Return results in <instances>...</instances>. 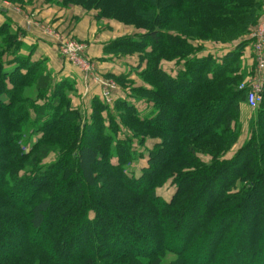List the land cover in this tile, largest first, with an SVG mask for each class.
<instances>
[{
    "label": "trees",
    "instance_id": "16d2710c",
    "mask_svg": "<svg viewBox=\"0 0 264 264\" xmlns=\"http://www.w3.org/2000/svg\"><path fill=\"white\" fill-rule=\"evenodd\" d=\"M47 1L146 30L106 52L140 54L150 88L137 90L152 109L140 117L119 102L125 116L106 127L108 107L95 98L85 121L72 106V84L24 54L23 32L0 21V243L24 240L19 251L2 250L0 264H163L167 254L172 264H264V99L247 140L226 158L248 106L247 44L223 53L203 45L249 36L264 0H119L134 4L128 19L107 12L105 0ZM175 89L186 91L178 103ZM146 136L158 141L136 177L130 166L143 157L134 145ZM169 180L176 191L167 201L157 189ZM125 224L130 243L146 249L122 242ZM135 225L151 229L152 240Z\"/></svg>",
    "mask_w": 264,
    "mask_h": 264
},
{
    "label": "crops",
    "instance_id": "0c3cea01",
    "mask_svg": "<svg viewBox=\"0 0 264 264\" xmlns=\"http://www.w3.org/2000/svg\"><path fill=\"white\" fill-rule=\"evenodd\" d=\"M20 6H23V9L18 13L13 4L7 1L0 2L1 22L10 19L23 32L22 41L28 48L23 51L24 54H31L33 61L45 60L47 70L53 74L56 81H68L72 84L73 89L69 96L74 109H84L86 106L90 112L95 98L103 102L102 81L105 79L102 76L128 74L129 67L125 63L112 62L111 55L106 52L111 40L121 36L117 34L125 33L120 30V25L101 21L109 25L107 29H102L98 21L94 20L93 14L80 6L64 7L46 0H30L25 5L21 3ZM48 31L56 32L58 37L54 36V33L48 35ZM68 37L87 45V57L94 66L91 74H85L81 68L60 53L62 40L70 39ZM241 42L247 44L244 49V66L249 69L250 77H254L256 56L250 36L229 46H216L217 49L212 46L205 47L208 51L223 53Z\"/></svg>",
    "mask_w": 264,
    "mask_h": 264
},
{
    "label": "rangeland",
    "instance_id": "374dc122",
    "mask_svg": "<svg viewBox=\"0 0 264 264\" xmlns=\"http://www.w3.org/2000/svg\"><path fill=\"white\" fill-rule=\"evenodd\" d=\"M3 1H7L11 4L14 5L15 10L20 13L21 9H23V6L21 7V3L22 4H26L28 1L30 2V0H21L20 2H12L11 0H3ZM2 0H0V2H3ZM47 1V0H46ZM106 4L108 3L109 9H107V12H116L119 14V16H123L124 18H134V14L133 12L130 10L134 7V4L131 3H121L119 0H111V3L108 2V0H105ZM53 4L62 6L61 4L57 3V2H52ZM20 4V5H18ZM69 6H74V5H69ZM66 7V6H64ZM83 8V7H82ZM25 9V8H24ZM85 9V8H84ZM264 9V8H263ZM89 12H91L93 14L94 20L98 21L99 26H102V29H107L109 25H107L106 23H101V21L105 22L108 21V24L113 23L114 25H120V30L124 31L125 33H119L117 35H121L120 37L115 38L114 40H111L110 44L112 42H115L117 40H120L122 38L125 37H136V35L138 34H142V33H146L145 29H137L132 25H125L122 22H119L118 20L115 19H107V18H101L98 16L100 11H94V10H87ZM263 12V11H262ZM11 21L10 19H6ZM1 21V20H0ZM12 22V21H11ZM13 23V22H12ZM14 30H18L19 28H17L14 23L12 25ZM125 28V29H124ZM124 29V30H123ZM48 31V35L50 34ZM52 33H56V32H52ZM20 37L22 38V35H20ZM70 39H73L71 37H68ZM76 40V39H73ZM76 42L85 44L84 42L78 41L76 40ZM109 44V45H110ZM198 43H196L197 46ZM200 44V43H199ZM204 46L207 47H215L214 44L211 43H205L203 44ZM150 49V48H149ZM210 50V49H209ZM119 52H111V61L112 62H118L120 64H124L127 65L129 67L128 69V74L126 75V73H122V74H118V75H110L109 77L106 76H102V78L105 79V81H102L103 83V96H102V100L103 103L108 107L103 114L104 119L106 121V127L109 125L108 123V118H112L114 119V121H118L121 122L120 117L121 116H125L123 114V109H120V107L117 105L119 104V102H125L127 105L132 106L133 108H135L136 112L139 114L140 117H144V116H149L151 113V103H148L144 97H142V93L137 90L140 88H144V89H149L150 88V84L149 81L145 78L141 76V73L145 70L146 68V62L142 63L141 62V56L138 52H134V53H124L123 50H118ZM214 52V50H213ZM201 53V52H200ZM201 56V54H198ZM127 62V63H126ZM173 67V69L171 71H176L177 69L174 67V65L172 66H167L166 69L170 70ZM101 78V79H102ZM133 78V79H132ZM105 84V85H104ZM173 97L172 100L175 103H178L179 100H181V97L185 96V92L180 89H175L173 90ZM116 92V93H115ZM115 93V95H113ZM79 110L81 112V114L84 115V120L87 122H90L89 119L91 117V112H92V108L90 110V112H88L86 106L84 109H76ZM257 110V109H256ZM255 112V110L251 109L249 106H245L243 108V116H242V121H243V130H242V134L238 140V143L234 146V148L232 149V151L230 153L227 154L226 158H231L245 143V141L248 138V122L247 120L249 118H251V116L253 115V113ZM121 128L123 130V133L127 132L128 134H130V131L126 128H124L121 125ZM147 137V138H146ZM145 137V142L143 144V146H140L138 144V142H135V148L138 150V153L140 155H142V159H138L137 161H135L131 166H130V171L136 176L139 177L141 175L142 172V168L145 167L147 165V160L148 157L150 155V151L154 148L155 143L158 141L156 139H152V137L150 136H146ZM36 139L34 138L33 141H35ZM55 159L54 156H51V158L46 161L47 163L52 162ZM176 191V186L173 185V183L169 180L165 185H163L162 187L157 189V195L164 198L167 201H170L171 198L173 197L174 193ZM200 217L203 216V214L200 213ZM162 224V223H161ZM167 227V226H166ZM121 228H123V230L126 231L125 236L121 239L122 242H124L128 248L134 249L135 251H142V249H146L145 247H141V246H134L133 244L130 243V239H131V234H129L127 231L128 227L127 224L121 226ZM134 230H139V231H143L145 233V235L147 236L148 240H152V230L149 229L146 226L143 225H135L134 226ZM163 228V227H162ZM165 229V228H163ZM149 231H151V233H149ZM154 235V234H153ZM18 239V241H16ZM16 240H14V242H16V246H11V243H9V241L7 242H3L0 243V257H3L2 254V250H7L8 252H10L12 249L15 251H19L20 249V243H24L23 238L20 239L19 237ZM262 240H264V236L262 237ZM36 239H34V237L32 235H30L28 237V242H35ZM81 246V245H80ZM88 247L90 246H86V248L88 249ZM79 247L76 246L75 244L72 246H69L66 248L65 251V256L67 258V262L71 263L74 261V259H76L77 257V253H78V249ZM90 249V248H89ZM57 257L61 260L62 255L59 254L57 255ZM175 260L174 255L172 254H167L166 257L164 258L163 264H172V261Z\"/></svg>",
    "mask_w": 264,
    "mask_h": 264
},
{
    "label": "built area",
    "instance_id": "2783aa9c",
    "mask_svg": "<svg viewBox=\"0 0 264 264\" xmlns=\"http://www.w3.org/2000/svg\"><path fill=\"white\" fill-rule=\"evenodd\" d=\"M54 36L58 37V34H54ZM249 36L256 56V71L255 76L250 77L246 83L248 87L247 102L251 109L256 110L264 99V9L259 23ZM60 53L72 64L81 68L85 74L93 72L94 66L87 57L86 44L73 39H64L60 46Z\"/></svg>",
    "mask_w": 264,
    "mask_h": 264
}]
</instances>
